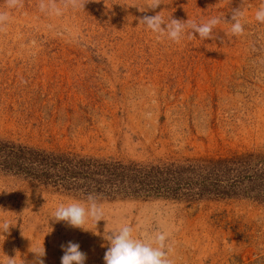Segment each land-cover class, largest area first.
<instances>
[{"label": "rangeland", "instance_id": "374dc122", "mask_svg": "<svg viewBox=\"0 0 264 264\" xmlns=\"http://www.w3.org/2000/svg\"><path fill=\"white\" fill-rule=\"evenodd\" d=\"M40 3L0 0L11 18L0 32V221L12 224L0 258L18 250L17 264H33L44 247V264H61L72 241L86 264H104L105 229L129 224L140 238L167 232L173 264H264V0H163L154 11L147 0H85L59 16ZM241 7L243 36L222 22L215 39L176 44L139 24L162 11L231 22ZM19 147L26 158L9 153ZM165 168L179 175L163 181L176 194L152 189ZM90 193L104 220L89 232L54 222L61 203Z\"/></svg>", "mask_w": 264, "mask_h": 264}, {"label": "clouds", "instance_id": "9594fccd", "mask_svg": "<svg viewBox=\"0 0 264 264\" xmlns=\"http://www.w3.org/2000/svg\"><path fill=\"white\" fill-rule=\"evenodd\" d=\"M5 4L10 9H19L24 6L23 0H5ZM162 4L163 0H147L149 10L154 11ZM85 6V0H63V8L58 7L53 0H41L39 5L42 12L57 16L62 15L63 10L69 7L77 10L85 8ZM231 14V22L226 21L223 16H213L206 22L197 24L190 19L185 22L175 19L173 16L169 20H165L162 11L154 16H143L139 24L145 25L147 29L157 35L158 39L167 37L176 44H180L185 36L189 40L193 39L194 33H198L200 39H215L213 30L222 22L231 25V34L243 36L245 33L243 20L246 9L243 7L232 9ZM10 19L7 12L0 11V32L6 30ZM255 20L264 24V5L256 10ZM188 29L192 31L187 32ZM53 216L56 223L64 222L66 227L89 232L90 230L86 229L85 225L89 221L97 225L99 221L104 220V209L103 205L98 202L96 195L90 193L86 202L61 203L55 209ZM11 227L10 221H0V234L4 236L10 234ZM92 233L97 236L101 235L100 232L99 234ZM133 233L134 228L129 224L120 225L111 231L105 229L103 239L107 243L101 245L107 249L104 255V264H173L169 258L171 248L168 244L169 234L167 232L156 231L143 238L134 236ZM61 248L64 253L61 257V264H86L87 254L81 251L79 243L69 241L66 245H61ZM18 253L17 250L15 258L5 254L4 258H0V264H17ZM33 253L35 254L33 264H44L46 249L43 247L42 250Z\"/></svg>", "mask_w": 264, "mask_h": 264}, {"label": "trees", "instance_id": "16d2710c", "mask_svg": "<svg viewBox=\"0 0 264 264\" xmlns=\"http://www.w3.org/2000/svg\"><path fill=\"white\" fill-rule=\"evenodd\" d=\"M28 151H32V150H29V149H27ZM21 151H26V148H21V147H19L18 148V151H13V152H9L10 154H12V155H14L16 158H17V156L18 157H22V158H26L27 156H25L23 153L21 154ZM18 152V153H17ZM32 152H34V151H32ZM39 154H41V156H43L44 155V153H39ZM40 156V157H41ZM29 157V156H28ZM31 158V157H30ZM43 159H47V157L44 155V157H42ZM47 161V160H46ZM88 162V164L92 161V160H80V161H78V164H80V166L81 167H84L85 165H84V163H86V162ZM62 162H64V164L63 165H65V164H67L68 162H70V159H67V158H64L63 159V161ZM49 163V165H48V167H50V166H53L54 165V163L52 162H48ZM117 165H119L120 166V164H118V163H116ZM110 165V164H107V165H104V164H102V166H100V167H98V169H99V171L98 172H106V174H108L109 176H115L116 175V177H118V178H120L121 180H125V179H127V176L125 175V171H127L128 169L127 168H120L121 169V173H119V172H117V169H116V166L117 165ZM109 167V168H108ZM115 167V168H114ZM133 169V168H132ZM135 171V170H134ZM157 171V170H156ZM156 171L154 170V168H152V169H150V170H141V172H140V175L143 173V175H144V180L145 181H147V179L150 177V179H152L153 178V176L154 177H156ZM161 172H159V175H161V176H163V177H158L157 178V180H156V178H154L153 180H155L153 183L155 184V186L153 187L152 186V189L154 190V191H156L157 193H159L160 192V190L161 189H163L162 191L163 192H167V194H172V193H174L175 192V188H176V186H175V188H171V187H168L171 191H169L168 189H164L165 188V186L163 185V181L164 180H166V182H168L169 180H177L178 178H179V175H177L176 173V171L175 170H171V169H164V170H160ZM77 172L75 171V170H73V169H71L70 170V172H69V175L71 176V175H74V174H76ZM43 174V173H42ZM136 174H133V175H131V176H135ZM129 177H131L130 175H128ZM129 179V178H128ZM147 183H149V182H147ZM156 183H159V184H156ZM141 184L143 185L144 184V181L142 180L141 181ZM175 194H176V192H175ZM166 194H163V196H165Z\"/></svg>", "mask_w": 264, "mask_h": 264}]
</instances>
